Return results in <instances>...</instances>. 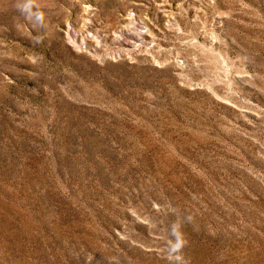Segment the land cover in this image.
Instances as JSON below:
<instances>
[{"label": "rangeland", "instance_id": "obj_1", "mask_svg": "<svg viewBox=\"0 0 264 264\" xmlns=\"http://www.w3.org/2000/svg\"><path fill=\"white\" fill-rule=\"evenodd\" d=\"M169 205L264 264V0H0V264H168Z\"/></svg>", "mask_w": 264, "mask_h": 264}, {"label": "clouds", "instance_id": "obj_2", "mask_svg": "<svg viewBox=\"0 0 264 264\" xmlns=\"http://www.w3.org/2000/svg\"><path fill=\"white\" fill-rule=\"evenodd\" d=\"M37 18L41 19V16L38 15ZM169 209L171 214L175 215V219L166 227L163 234L166 245L165 258L168 264H191V258L186 256L183 251L187 246L183 225L190 223L196 230L193 217L191 214L182 213L181 210L174 206L169 205Z\"/></svg>", "mask_w": 264, "mask_h": 264}, {"label": "bare ground", "instance_id": "obj_3", "mask_svg": "<svg viewBox=\"0 0 264 264\" xmlns=\"http://www.w3.org/2000/svg\"><path fill=\"white\" fill-rule=\"evenodd\" d=\"M140 35V34H139ZM119 36H120V34H119ZM140 37V36H139Z\"/></svg>", "mask_w": 264, "mask_h": 264}]
</instances>
